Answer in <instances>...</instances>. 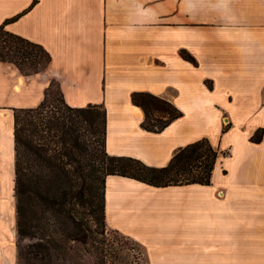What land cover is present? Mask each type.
<instances>
[{
	"label": "crops",
	"instance_id": "0c3cea01",
	"mask_svg": "<svg viewBox=\"0 0 264 264\" xmlns=\"http://www.w3.org/2000/svg\"><path fill=\"white\" fill-rule=\"evenodd\" d=\"M2 24L51 62L24 74L0 60V264H15L14 110L39 105L53 80L71 106L104 105L111 155L164 166L202 137L219 149L210 184L107 176V228L140 244L148 264H264V0H0ZM135 91L183 114L147 130ZM6 225L0 215L3 239Z\"/></svg>",
	"mask_w": 264,
	"mask_h": 264
},
{
	"label": "trees",
	"instance_id": "16d2710c",
	"mask_svg": "<svg viewBox=\"0 0 264 264\" xmlns=\"http://www.w3.org/2000/svg\"><path fill=\"white\" fill-rule=\"evenodd\" d=\"M181 54L197 64L186 49ZM0 60L32 74L46 69L51 55L2 24ZM52 83L39 105L14 110L20 264H106L107 253L96 243L101 241L98 234L104 235L107 228V176L119 174L158 186L210 184L219 151L209 138L202 137L179 148L164 166L111 155L106 147L104 105H69L56 80L58 95L48 97ZM132 101L143 108L142 126L150 131H162L183 114L172 101L149 91L133 92ZM252 138L260 141L262 130ZM27 238L33 241L24 246Z\"/></svg>",
	"mask_w": 264,
	"mask_h": 264
},
{
	"label": "rangeland",
	"instance_id": "374dc122",
	"mask_svg": "<svg viewBox=\"0 0 264 264\" xmlns=\"http://www.w3.org/2000/svg\"><path fill=\"white\" fill-rule=\"evenodd\" d=\"M52 82H51L52 86H51L48 97L58 95L57 86L54 83V80ZM225 128L227 129V125L224 126V129ZM225 153L227 154V151ZM15 213H16V221H17V212L15 211ZM0 215L7 222V225L5 227L6 237H4L3 239L0 234V253L2 250H6V253L8 254V210L3 212V214H0ZM13 237L14 238H13V245H12L13 248L12 249H13L14 256H15V264H20L19 250H18L19 239L17 236L16 222H15V234ZM98 237L101 239V241L97 242L96 244L104 247V250L107 253L106 254V260H107L106 264H148L143 247L140 244H138L136 241L120 234L119 232L113 229H108V228H106V232L104 235L98 234ZM31 241H33V239L27 238L22 243L25 246V245H29ZM25 251L26 250H24L23 252ZM27 256H30L29 252L27 253ZM2 258L5 261L8 260L7 258L4 259L3 256Z\"/></svg>",
	"mask_w": 264,
	"mask_h": 264
}]
</instances>
